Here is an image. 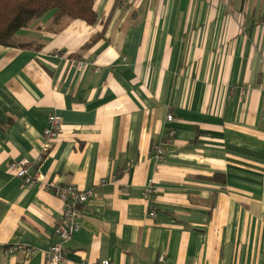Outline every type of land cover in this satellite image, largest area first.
<instances>
[{"label":"crops","instance_id":"0c3cea01","mask_svg":"<svg viewBox=\"0 0 264 264\" xmlns=\"http://www.w3.org/2000/svg\"><path fill=\"white\" fill-rule=\"evenodd\" d=\"M95 8V24L50 12L16 34L32 47L0 44V264H55L63 201L9 170L43 153L52 114L31 169L91 192L66 264H264V0Z\"/></svg>","mask_w":264,"mask_h":264},{"label":"built area","instance_id":"2783aa9c","mask_svg":"<svg viewBox=\"0 0 264 264\" xmlns=\"http://www.w3.org/2000/svg\"><path fill=\"white\" fill-rule=\"evenodd\" d=\"M261 31L264 34V24H261ZM93 64V63H92ZM88 66L87 63H79L80 68ZM97 69V67H96ZM167 119L173 120V115L168 114ZM62 125V119L56 114H52L48 117V126L44 131L45 142L43 147V153L34 161H29L26 158L12 161L9 163V170L14 172L21 181L27 187L44 186L47 190H50L55 195L61 198L64 204V211L60 221L57 222L54 228V236L56 241L52 243L47 249L43 250V254L47 261L55 264H66V250L65 244L69 242L75 234L80 232L82 220L84 217V205L91 196V192L83 191L79 187L73 184L64 185L57 182H46L44 177L37 168L31 169V167H38L40 161L43 158L44 153L48 152L58 138L59 131ZM175 134L174 129H170L167 133V137L164 143L155 148V154L157 157H163L165 148L164 145L172 143V138ZM153 192V190H151ZM150 216H155V211L151 210ZM18 250H24L27 254H33L37 251L35 247L27 246L23 244H14L7 247V253H14ZM159 262L165 261V255L160 254L157 259ZM79 264H90L87 262H81ZM100 264H119L109 259L102 260Z\"/></svg>","mask_w":264,"mask_h":264},{"label":"trees","instance_id":"16d2710c","mask_svg":"<svg viewBox=\"0 0 264 264\" xmlns=\"http://www.w3.org/2000/svg\"><path fill=\"white\" fill-rule=\"evenodd\" d=\"M50 12L56 24L66 17L82 19L89 24H95L98 19L95 0H0V44L32 47L31 42L15 43L16 34L31 21Z\"/></svg>","mask_w":264,"mask_h":264},{"label":"rangeland","instance_id":"374dc122","mask_svg":"<svg viewBox=\"0 0 264 264\" xmlns=\"http://www.w3.org/2000/svg\"><path fill=\"white\" fill-rule=\"evenodd\" d=\"M14 42H15V43H17V40H16V38L14 39Z\"/></svg>","mask_w":264,"mask_h":264}]
</instances>
